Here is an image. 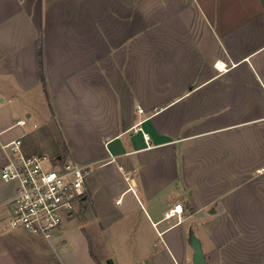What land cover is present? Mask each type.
Listing matches in <instances>:
<instances>
[{
  "label": "crops",
  "instance_id": "1",
  "mask_svg": "<svg viewBox=\"0 0 264 264\" xmlns=\"http://www.w3.org/2000/svg\"><path fill=\"white\" fill-rule=\"evenodd\" d=\"M17 138L91 166L68 219L98 264L91 232L124 221L167 243L140 241L145 264H184L191 236L207 264H264V0H0V264H68L52 236L5 221ZM198 215L204 237L189 236Z\"/></svg>",
  "mask_w": 264,
  "mask_h": 264
},
{
  "label": "built area",
  "instance_id": "2",
  "mask_svg": "<svg viewBox=\"0 0 264 264\" xmlns=\"http://www.w3.org/2000/svg\"><path fill=\"white\" fill-rule=\"evenodd\" d=\"M138 111L144 109L140 107ZM17 123L23 125L26 121L18 119ZM21 145V138L3 145L9 158L2 167L1 177L18 185L10 201L12 212L5 221L11 227H23L50 238L61 226L63 217L72 215L85 194L91 166L58 156L28 155L23 153ZM182 214L183 204L177 202L166 211L165 217L179 222Z\"/></svg>",
  "mask_w": 264,
  "mask_h": 264
},
{
  "label": "rangeland",
  "instance_id": "3",
  "mask_svg": "<svg viewBox=\"0 0 264 264\" xmlns=\"http://www.w3.org/2000/svg\"><path fill=\"white\" fill-rule=\"evenodd\" d=\"M80 209L79 203L72 213V216L78 215ZM68 217L69 216L65 215L63 217V222L69 220ZM202 219V215H198L184 221V226L188 229L189 236H191L192 232H194L204 237L202 232L203 226L201 225ZM175 221L176 219H168L167 223L171 224ZM130 223L138 224L139 221H130ZM125 224H127L126 221L119 223L118 226L113 225L111 228H107L105 230L98 229L97 231L95 230L91 232V236L94 239L93 252L95 256L105 262V264H145L144 255L136 250V246L138 244L140 245V241L142 242L143 240L142 243L145 244L146 242L149 245L147 246V254L152 251L160 250L167 244L157 235V233L152 232L150 236L146 238L137 237L136 232H134L131 236H124L118 231L127 227ZM64 228V230H66L65 236H62L60 240H55V235L52 234L51 240L58 243V245H61L62 252L66 255L65 259L67 263L98 264L89 250L88 243H86L88 239L84 234L82 222H80L77 217H74L69 220V223H66ZM191 237L189 238L190 244ZM183 248L184 246L181 245L179 247V251H183ZM193 254L194 250L191 244L184 264H192ZM69 258L71 260H69Z\"/></svg>",
  "mask_w": 264,
  "mask_h": 264
},
{
  "label": "water",
  "instance_id": "4",
  "mask_svg": "<svg viewBox=\"0 0 264 264\" xmlns=\"http://www.w3.org/2000/svg\"><path fill=\"white\" fill-rule=\"evenodd\" d=\"M191 244L194 250L193 264H207L199 239L192 237Z\"/></svg>",
  "mask_w": 264,
  "mask_h": 264
},
{
  "label": "trees",
  "instance_id": "5",
  "mask_svg": "<svg viewBox=\"0 0 264 264\" xmlns=\"http://www.w3.org/2000/svg\"><path fill=\"white\" fill-rule=\"evenodd\" d=\"M88 197H89V194L86 191L85 194L82 196V198L79 201L80 205H82L83 204V201L86 200V199H88Z\"/></svg>",
  "mask_w": 264,
  "mask_h": 264
}]
</instances>
